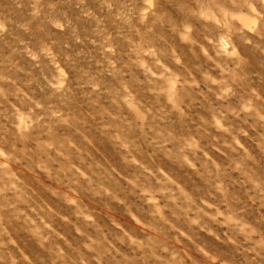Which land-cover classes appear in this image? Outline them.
Here are the masks:
<instances>
[{
    "label": "clouds",
    "instance_id": "obj_1",
    "mask_svg": "<svg viewBox=\"0 0 264 264\" xmlns=\"http://www.w3.org/2000/svg\"><path fill=\"white\" fill-rule=\"evenodd\" d=\"M0 264H264V0H0Z\"/></svg>",
    "mask_w": 264,
    "mask_h": 264
}]
</instances>
